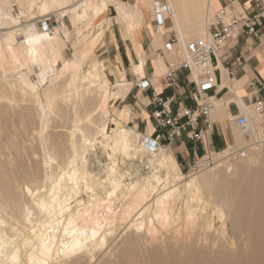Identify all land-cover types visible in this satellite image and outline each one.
Segmentation results:
<instances>
[{"label": "bare ground", "instance_id": "1", "mask_svg": "<svg viewBox=\"0 0 264 264\" xmlns=\"http://www.w3.org/2000/svg\"><path fill=\"white\" fill-rule=\"evenodd\" d=\"M14 1L0 0V264H264V142H257L261 126L256 130L263 118L244 106L251 133L232 123L234 144L208 150L203 167L184 180L162 145L147 148L120 122L124 108L112 116L109 102L124 97L131 82L122 73L110 84L94 55L103 29L89 30L111 5L134 40L153 19L155 2H164L171 26L153 29V46L164 48V30H175L178 59L188 42L206 38L217 0ZM35 7L58 23L52 29L22 23ZM141 53L133 65L140 77ZM225 106L215 101L211 114L223 127L231 119ZM96 147L110 160L102 178L87 168ZM117 152L151 156L164 175L155 170L124 183ZM211 214L220 220L216 233Z\"/></svg>", "mask_w": 264, "mask_h": 264}, {"label": "crops", "instance_id": "2", "mask_svg": "<svg viewBox=\"0 0 264 264\" xmlns=\"http://www.w3.org/2000/svg\"><path fill=\"white\" fill-rule=\"evenodd\" d=\"M123 1L134 2V0ZM217 2L220 7L228 2L233 8H235L234 2L240 4L241 12L239 14L242 15L249 14L253 4V0H217ZM51 14L52 17H55L54 13ZM35 15L38 18L43 17L39 13ZM114 19H116L115 10L113 6L109 5L105 13L96 20L99 23L104 20L106 22L103 24L102 36L94 48V55L104 64V70L111 85L120 80L122 73L125 80L131 82L124 97L113 101L112 106L117 107V110L124 108V115L120 122L157 140L177 167L188 166L194 157H202L208 150L214 151L231 143L233 138L229 133L227 122L223 127L218 120H214L212 130L201 140H194L186 131H183L180 136L168 142L166 134L169 128L158 126L151 116L154 109V106L150 104L151 89H141L137 84L146 80L158 94L163 97H171L170 110L174 112L178 107L193 108L198 102L194 93V73H189L184 68L176 70L173 86L167 87L163 73L158 71L156 58L160 56L165 67L172 60L170 57L173 56L174 60H177L175 56L177 53L176 44L172 52L165 51L162 46H153L155 36L153 29H158L155 27L153 19L150 20L151 22L149 21V25L140 26L134 40L126 36L123 26ZM68 20L66 25L73 26L71 20ZM170 26V19L167 18L163 27ZM256 29V35L248 34L244 29L237 40L220 51L221 57L215 67L217 84L206 91L207 96L212 97L214 102L221 101L225 104L226 110L231 116L241 111L237 103L251 106L256 98L264 100V19ZM163 34L165 43L171 40L173 35H176L173 30L168 32L164 30ZM138 52H142L141 54L145 56L144 75L141 77L133 69V65L139 63ZM199 128H203L202 122H200Z\"/></svg>", "mask_w": 264, "mask_h": 264}, {"label": "built area", "instance_id": "3", "mask_svg": "<svg viewBox=\"0 0 264 264\" xmlns=\"http://www.w3.org/2000/svg\"><path fill=\"white\" fill-rule=\"evenodd\" d=\"M12 10L14 12L18 11L16 3L12 4ZM164 11L170 13L171 9L164 2H155L153 22L156 28L163 27L165 21L169 18L168 15L163 14ZM53 17L52 14L41 17L42 19L39 20L41 26L44 29H52ZM263 19L264 0H253L252 9L247 15L236 14L232 6L224 5L214 12L213 20L208 25L206 38L188 42L185 46L184 55L179 56L177 60L168 62L166 71L163 73L167 87L173 86L176 70L184 68L189 73L195 72L194 93L198 98V102L193 108L183 106L172 112L170 110L171 97H163L158 94L146 80H142L137 84L141 89H151L150 104L154 106L151 116L158 126L169 128L166 134L168 142L180 136L183 131H186L190 138L201 140L212 130L214 121L211 119V114L215 102L212 97L207 96L206 91L217 84L215 67L221 57L220 51L237 40L244 29L246 33L256 35V27L261 25ZM177 43L178 39L176 35H173L172 39L165 43L164 50L172 52L175 49L174 45ZM237 106L240 107L241 111L231 116L229 121H232L241 133L248 135L251 133V127L248 124L246 113L243 111L244 106L247 105L237 103ZM251 107L256 115L263 118L257 142H264V100L256 98ZM200 122L203 123V128H199ZM142 142L151 150L160 144L157 140L145 135L142 136ZM241 155H244V151H241ZM202 157L192 159L187 166L189 173L197 171L203 166Z\"/></svg>", "mask_w": 264, "mask_h": 264}, {"label": "rangeland", "instance_id": "4", "mask_svg": "<svg viewBox=\"0 0 264 264\" xmlns=\"http://www.w3.org/2000/svg\"><path fill=\"white\" fill-rule=\"evenodd\" d=\"M13 2H16L14 0H11ZM242 1V0H240ZM17 4H19L18 2H16ZM235 3L234 2V6H235ZM224 5H230L229 2L227 4H224ZM223 5V6H224ZM240 4H238V6H235L234 9V12L237 14L239 12H241V7L239 6ZM18 6V5H17ZM231 6V5H230ZM220 7V6H219ZM218 7V8H219ZM217 8V9H218ZM216 9V10H217ZM215 10V11H216ZM17 12V11H15ZM14 12V13H15ZM41 11L38 9V8H34L33 11H30V12H26V16L23 15L21 16L20 20L22 21V23H30V22H36L37 25H39L40 27L43 28V26H41L39 20L42 19V18H38V17H35L36 15L35 14H38L41 16ZM48 14H51L48 13ZM47 15V14H46ZM45 16V15H44ZM56 15L55 17L52 18V20H54V24L58 21H56ZM30 19V20H29ZM68 16L65 15V17H63V21L65 24L68 23ZM60 22V20H59ZM106 22V21H105ZM104 22V23H105ZM58 23V22H57ZM99 22L98 21H94L93 22V25L92 26H89V30L92 31V32H96L97 30H100V29H103V24H101L102 26L100 27V25H97ZM69 28H73V26H71L70 24H68ZM97 28V30H96ZM169 28V27H168ZM175 32V30H173ZM4 32L5 30L0 28V36H3L4 35ZM176 33V32H175ZM177 36V35H176ZM74 39V37H73ZM72 41H69L67 43V48L65 50V54L66 56H70L71 52L73 51V47H72ZM34 71L39 79V81L42 83V84H45L46 83V77L44 75V73L41 71L40 67L35 65L34 66ZM104 75L106 74L105 73V70L103 71ZM31 83L30 81L27 83L29 84ZM115 84V83H114ZM113 85V84H112ZM113 105V102H109V106H110V109L112 110V116H114L115 114V111L117 110V107L115 106H112ZM251 107V106H250ZM252 108V107H251ZM128 112V111H127ZM226 122H227V125L229 127V133L231 134V136H233V129H232V121H229L228 118L226 119ZM261 126V124H259V126L257 125L256 127V130ZM114 127V125L111 123V121L108 122V131L112 130ZM261 130V129H260ZM140 132V131H139ZM141 133V132H140ZM141 135L143 136L144 134L141 133ZM231 144H234V141L232 140L231 141ZM228 145V144H227ZM227 145H225L224 147H226ZM223 147V148H224ZM222 149V148H220ZM220 149H216L214 151H218ZM105 150V151H104ZM107 151L106 149L102 148V147H96V150L95 151H91L88 155H87V159H88V162H87V168L88 170L96 175V177H104L105 174H106V168L108 165H110V160L108 159V156H107ZM213 151V150H212ZM106 152V153H105ZM206 154V153H205ZM204 154V155H205ZM202 155V156H204ZM151 156H147V155H143L141 157V155H137L136 157H127L126 155H123L122 153H119L117 152L115 155H114V161H115V165H116V169H117V172L119 174H123V181L124 183H129V181H133V180H137V179H140L142 178L143 176H148L150 175L152 172H154L155 170L153 169V165L150 164V159ZM201 157V156H200ZM203 167V166H202ZM180 168V169H179ZM201 168V167H200ZM199 168V169H200ZM157 171V170H156ZM160 173H159V172ZM157 171V173H159L160 175H164V170L159 168ZM199 171V170H198ZM198 171L194 172V173H197ZM176 173H178L184 180H187L190 178V175L193 174V173H189L188 170H187V166H180L177 168V170H175ZM86 194L84 193L83 194V198L86 199ZM152 211H149L148 213H146V215H148L150 218L152 216ZM211 218H213V230L214 232H218L219 230V225H220V220L216 217V215L214 214H211Z\"/></svg>", "mask_w": 264, "mask_h": 264}]
</instances>
